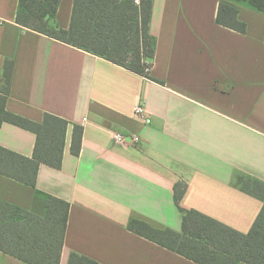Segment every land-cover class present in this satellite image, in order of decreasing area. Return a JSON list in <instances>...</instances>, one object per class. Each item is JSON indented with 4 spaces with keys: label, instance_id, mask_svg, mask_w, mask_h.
<instances>
[{
    "label": "crops",
    "instance_id": "1",
    "mask_svg": "<svg viewBox=\"0 0 264 264\" xmlns=\"http://www.w3.org/2000/svg\"><path fill=\"white\" fill-rule=\"evenodd\" d=\"M221 1L153 0L150 79L17 23L20 0H0V75L15 61L7 109L70 122L62 166L41 164L35 187L0 173V199L42 216L37 190L69 203L61 264L71 254L96 264H200L128 227L137 219L181 232L179 182L184 209L243 233L264 225V199L235 186L238 174L264 182V11L228 1L242 33L217 22ZM73 5L61 0L60 27H70ZM138 102L147 123L134 113ZM74 124L84 128L78 156ZM114 132L140 141L117 144ZM0 145L32 157L36 134L4 123ZM0 264L30 263L0 250Z\"/></svg>",
    "mask_w": 264,
    "mask_h": 264
},
{
    "label": "trees",
    "instance_id": "2",
    "mask_svg": "<svg viewBox=\"0 0 264 264\" xmlns=\"http://www.w3.org/2000/svg\"><path fill=\"white\" fill-rule=\"evenodd\" d=\"M248 2L264 11V0H222L217 22L245 33L247 25L239 10L229 2ZM61 0H20L17 23L49 37L103 57L144 77L154 79L151 68L157 38L151 33L153 0H74L68 29L57 24ZM14 60H7L0 75V126L10 123L36 134L32 157L0 145V173L36 186L41 164L60 168L70 122L45 113L36 122L7 109L11 93ZM160 82V81H159ZM84 128L74 124L71 151H81ZM235 186L261 200L264 182L255 177L235 176ZM186 185H175V200L183 213L181 232L159 230L147 222L132 219L129 229L200 264H264V225L257 220L249 233L240 232L198 210L184 209L181 199ZM45 200L47 213L36 214L0 199V250L30 264H61L69 203L37 190ZM68 264H96L71 254Z\"/></svg>",
    "mask_w": 264,
    "mask_h": 264
},
{
    "label": "built area",
    "instance_id": "3",
    "mask_svg": "<svg viewBox=\"0 0 264 264\" xmlns=\"http://www.w3.org/2000/svg\"><path fill=\"white\" fill-rule=\"evenodd\" d=\"M138 2V0H137ZM5 22L4 18L0 17V24H3ZM134 113L135 115L138 116L139 119H141L142 122L147 123L149 120V114L147 111V108L145 106V104L143 102H138L135 106H134ZM113 139L117 144H127L129 142H139L140 141V137L136 134L133 135H125L119 132H114L113 133Z\"/></svg>",
    "mask_w": 264,
    "mask_h": 264
}]
</instances>
